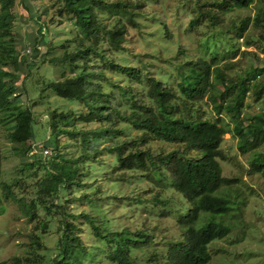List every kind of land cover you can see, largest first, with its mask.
Here are the masks:
<instances>
[{"label": "trees", "instance_id": "trees-1", "mask_svg": "<svg viewBox=\"0 0 264 264\" xmlns=\"http://www.w3.org/2000/svg\"><path fill=\"white\" fill-rule=\"evenodd\" d=\"M16 1L0 0V129L4 128L16 153L25 159L39 141L36 127L43 114L34 111L32 106H38L36 100L33 105H25V96L32 99L37 93L39 97H45L47 91H51L56 97L81 103L87 109L78 112L71 108L58 112L47 108L44 112L50 117L47 128L54 135L62 133L73 139L79 138V145L84 148L79 149L78 156L66 157L53 140L45 143V147L55 146L56 154L48 162L42 158L37 161L41 164L43 179L39 182L36 198L23 205V213L31 219L38 218L40 209L45 212L41 228L31 233V243L45 248L41 235L48 231L54 219L59 223L60 238L55 256L48 264H94L101 259L115 264H209L213 258L209 245L224 239L234 229V224L224 220L233 210L232 201L220 194L225 186L237 182L224 176L221 163L227 158L222 144L225 134L230 131L226 117L233 124L232 131L238 137L241 152L253 155L252 170L264 177V114L250 112L245 104L246 95L251 90L255 102L264 101V67L258 72L251 65L246 73H238L242 67L241 58L222 60L216 54L211 60L205 57L191 59L186 69L182 59L188 54L183 50L181 57L168 58L165 67L172 70L158 65L165 62V58L155 53L150 56L151 60L140 58V65L122 64L116 60V55L125 57L132 30L142 32V25H146L151 16L147 11L149 0H51L53 6L42 13L35 4L36 0H33V8L23 0L26 11L38 25V38L32 47L39 51L42 41L48 43L54 54L42 62L48 60L51 65H58L61 72L58 79L43 78L32 81L31 85L28 76L21 84H16L22 79L19 73L24 67L33 72L39 64L32 56L21 52L14 11ZM190 2L195 11L189 24L191 31L203 25L208 31L221 26L218 31L224 36L234 31L238 39H245V33L252 28L257 34L247 39L243 55H250L247 49L253 40L264 52V0ZM251 5L255 6L253 16L221 21L223 11L248 9ZM52 8L56 10L47 19ZM101 13L107 20L101 19ZM64 16L69 17L71 30L70 36L61 43L60 52L50 39L49 42L46 40L55 17ZM254 55L255 59L259 58L257 51ZM96 60L106 64L104 69L115 71L120 79L134 84L111 82L104 69L94 72L91 64ZM95 77L98 78L96 82ZM102 80L116 90V95L108 87L101 86ZM230 94H234L232 100L228 98ZM119 123L132 126L141 135L108 148L109 152L116 154L114 171L122 172L120 179H127L128 173L137 180L145 179L157 191L146 200L143 195H136L132 204L118 201L116 214L119 208L137 207L151 209L149 216L153 218H157L156 214L162 218L175 217L179 238L167 240L165 250L157 247L150 252L147 250L152 247L154 236L143 225L135 230L127 225L110 229L108 221L99 219L93 222L89 215L73 214L66 207V201L72 200H67L64 194L72 193L74 189L83 190L89 202L111 199L102 197V189L95 182L94 170L98 167L91 161L87 163V159L92 155L94 158L99 156L96 145L104 138L118 140L127 133L118 126ZM80 124L95 126L84 129ZM151 140L183 144L185 149L166 155L161 153L158 163L149 148H141ZM193 152L196 157L192 156ZM3 160L0 146V212L6 200L17 199L16 184L3 179ZM150 162L156 168L157 176L144 170ZM184 198L188 204L186 214L181 207ZM81 217L88 220L97 235L98 241L94 245H87L80 235ZM112 224L116 225V221ZM102 245L106 247L105 251H101ZM137 251H142L143 255L139 256ZM12 264L29 263L15 257ZM41 264H45L44 260Z\"/></svg>", "mask_w": 264, "mask_h": 264}, {"label": "rangeland", "instance_id": "rangeland-1", "mask_svg": "<svg viewBox=\"0 0 264 264\" xmlns=\"http://www.w3.org/2000/svg\"><path fill=\"white\" fill-rule=\"evenodd\" d=\"M25 4L29 8H33L34 5L33 0H26ZM25 4H23V0H17L14 10L17 15L18 41L21 52L32 56L33 60H36L39 64L33 68V72L24 67L19 73L22 79L18 82L16 81V84H21L28 76V83L43 78L47 80L58 79L61 72L60 67L51 65L48 60L42 62L54 54L49 50V44L42 41L39 51L32 47L38 38V33L36 32L38 25L36 19H32V15L26 11ZM35 4L37 8H40V13L43 10H47V7L53 6L51 0H36ZM193 8L194 4L190 0H149L147 11L151 16L146 25H142L141 33H137L135 29L131 31V40L126 45L125 57L116 55V60L122 64L136 66L140 65V58L151 60L150 56L155 53L165 58V62L162 61L157 64L163 65L164 69L172 70L168 66L165 67L169 61L168 58L181 57L183 54L181 51L183 50L184 53L188 54L186 58H181L186 69L189 68L191 59L195 60L198 57H205L211 60L217 54L222 60L236 61L241 58L242 67L237 71L238 73H246L251 69V65H254L258 72L263 70L264 52L259 50L256 40H253L252 46L247 49L250 51V55H243V51L246 49L245 42L247 39H251L252 35H256V31L250 28L245 33V39H238L234 31L229 36H224L221 31H218L221 26H218L216 30L208 31L203 25L191 31L189 24L195 12ZM53 10L56 9L52 8L50 10L47 19L52 16ZM254 13L255 6L251 5L248 9H238L233 12L223 11L220 18L221 21L234 17L244 18L249 15L253 16ZM100 17L102 20H107V17L102 13ZM70 30L71 22L68 16L63 18L55 17V23L48 29L46 41L49 42L50 39L51 43L56 46V50L61 52V43L70 36ZM29 48L32 49L31 53H28ZM255 51L258 52V59H255ZM125 58L127 59L125 60ZM105 66L106 64L101 60H96L91 64V69L94 72H98V70H103ZM173 68L176 69L175 67ZM103 72L105 76L107 74L111 82L122 85L134 84V82L126 81L122 77L120 79L119 74L115 71L104 69ZM94 79L95 82L98 80L96 77ZM101 86L103 88L108 87L116 95V90L111 89L106 80L101 81ZM44 96L39 97L37 93H34L32 99L31 96H25L24 98L25 105H33L34 100H36L38 106H32L34 111L43 113L38 118L39 121L36 127V136L39 141L36 142L34 149L27 158L24 159L16 153L14 143L8 138L4 128L0 129V146L4 157L2 165L3 179L9 184H16L14 192L17 197L16 200L15 198L6 200L4 209L0 212V264H12L15 257H21L29 264H41L42 260H44L45 264H48V261L55 256V251L57 250V243L60 238L58 221L51 220L48 231L41 235V241L45 248H38L31 243V233L41 228L42 223L45 221V212L40 209L38 218L31 219L23 213V205L29 204L36 198L39 182H42L43 179L44 173L41 171V164H38L37 161L42 158L48 162L56 154L55 146L52 147L53 149L45 147L47 140H53L58 150L66 157L69 155L78 156L81 152L79 149L83 147L79 145V138L73 139L68 134L62 133L54 135L55 133L53 134L52 130L47 128L50 117L48 113H44L45 110L51 108L58 112H65L72 108L79 112L87 109L81 103H71L68 100L56 97L51 91H47ZM233 97L234 94H230L228 98L232 100ZM47 100L49 101L47 102ZM245 104L250 112L264 114V101L255 102L252 90L251 93L246 95ZM226 121L230 126V131L225 134L222 149L227 158L221 163L224 176L236 179L237 182L231 186H225L220 194L227 196L233 202H231L233 210L224 217V220L234 224V229L224 239L216 240L209 245V250L213 256L209 264H264V177L262 174L252 170V153L241 152L238 137L232 131L233 124L228 121L227 117ZM94 126V124L91 126L80 124V127L84 129ZM118 126L121 129H126L127 133L118 140L114 138L107 140L104 138L101 143L96 145V148L100 151L99 156L94 158V155H92L91 159H87V163L91 161L90 163H94L98 167L94 170L95 182L102 189V197L111 199L109 201L94 199L93 202H89L90 200L85 198L83 190L74 189L72 193L64 194L67 200L69 198L72 200L66 201V207L73 214L89 215L93 222L99 219L104 222L108 221L110 229L114 227L122 228L127 225L131 230H135L143 225L154 236L150 244L152 247H148L147 250L150 252L156 247L166 249L167 240L179 238V228L175 217L162 218L156 214L157 218H153L149 216V214H152L151 209L144 210V208L137 207L119 208L116 214L118 201L121 204H132L136 195H143L146 200L152 197L154 191H157V188L145 179L137 180V177L132 176L131 173H128L127 179H120L119 176L122 172L114 171L113 163L116 154L109 152L108 148H113L117 144H122L124 140H131L141 135L140 131L125 123H119ZM46 148L51 150L48 155L44 153ZM141 148H149L154 153V159L160 163L159 155L161 153L166 155L174 150H184L185 145L151 140L147 146L141 145ZM180 153L181 155L184 154L183 151ZM196 155V153H192L193 157H196ZM32 163L34 165H30ZM101 164H105V166H101ZM144 170L155 176L158 174L151 162ZM166 176L168 177V173H166ZM111 200L114 202H111ZM181 207L186 214L188 212V204L185 198L181 203ZM112 221H116V225L112 224ZM79 224L83 241L87 245H94L98 238L92 225L85 217L80 218ZM105 249L106 247L102 245L101 251H105ZM137 253L139 256L143 255L142 251H137ZM94 264L115 263L101 259Z\"/></svg>", "mask_w": 264, "mask_h": 264}, {"label": "built area", "instance_id": "built-area-1", "mask_svg": "<svg viewBox=\"0 0 264 264\" xmlns=\"http://www.w3.org/2000/svg\"><path fill=\"white\" fill-rule=\"evenodd\" d=\"M31 51H32V49L29 48L28 53H31ZM44 153H45L46 155H48L49 153H51V150H50L49 148H46L45 151H44Z\"/></svg>", "mask_w": 264, "mask_h": 264}]
</instances>
